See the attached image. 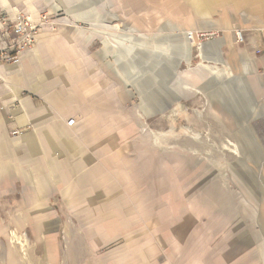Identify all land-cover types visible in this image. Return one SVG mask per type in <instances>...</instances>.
<instances>
[{"label": "rangeland", "instance_id": "obj_1", "mask_svg": "<svg viewBox=\"0 0 264 264\" xmlns=\"http://www.w3.org/2000/svg\"><path fill=\"white\" fill-rule=\"evenodd\" d=\"M7 1L33 15L45 10L75 16L69 9L62 10L63 0ZM176 1L165 2V10H159L164 0H82L71 4L85 2L87 10L96 6L101 17L114 13L124 22L129 20L135 24L119 27L118 47L113 49L112 60L114 67L118 66L120 83L124 80L132 90L127 110L123 111L133 121L119 123L103 144L104 151L114 161L108 172V185L110 190L117 191L111 193L145 195L151 202L149 215L145 213L141 226L126 241L150 245V258L156 264H264L261 205L264 203V160L254 149L250 156L239 157L231 152L229 145V142L236 143L229 126L240 123L245 127L247 109L237 107L227 92L223 95L217 91L219 97L231 99L232 115L225 116L217 110L221 107L214 108L206 95L186 89L213 83L210 76L214 70L241 73L242 58L246 55L255 65L256 73L245 79L246 84L241 81L239 91L244 104L248 105L252 98L261 103L264 46L251 49L247 36L244 43L237 42L234 28L238 27L243 10L236 13L229 10L232 30L228 31L222 10H213L206 17L218 25L205 27L202 23L206 18L185 10L183 2V9L176 14ZM198 28H201L199 37L187 62L183 57L185 32ZM247 33L249 37L253 31ZM104 34L103 29V43ZM221 39H224L220 46L222 62L216 61L213 53L202 57L203 42ZM172 59L182 60L176 71L170 65ZM136 73L142 76L134 80ZM249 123L251 131L244 129L245 132H253L264 150V110L259 108L258 116ZM141 126L145 127V135L141 134ZM122 129L128 132L126 137L121 136ZM194 150L199 154L193 155ZM127 161H134L135 172L132 168L124 169ZM134 177V182H124ZM139 178L142 182H138ZM7 188L10 192L0 199V224L6 228V233L0 234V244L15 247L22 260L32 264L29 253L35 240L28 229L19 230L14 225L15 216L21 211L15 206L13 185ZM51 204L60 218L58 238L63 256L75 234H82V230L75 212L60 197L52 198ZM118 242L125 239H117L103 249H110Z\"/></svg>", "mask_w": 264, "mask_h": 264}, {"label": "crops", "instance_id": "obj_2", "mask_svg": "<svg viewBox=\"0 0 264 264\" xmlns=\"http://www.w3.org/2000/svg\"><path fill=\"white\" fill-rule=\"evenodd\" d=\"M80 1L63 0L62 10L69 9L75 16L55 14L60 22L56 30H42L36 47L23 52L18 63L0 64V199L7 196L11 190L7 187L13 185L15 206L21 211L15 216L14 225L19 230L28 229L35 240L29 253L32 264H154L150 245L126 241V237L141 226L145 213L149 215L150 199L145 195L111 193L117 191L110 190L108 185V172L114 161L103 148L104 140L110 138L114 127L133 121L132 116L123 111L127 110L132 90L124 80L120 83L118 66L114 67L112 60L113 49L118 47L119 27L135 24L129 20L124 22L114 13L101 17L96 6L87 10L85 2L71 6ZM169 1L160 3L159 10H165V2ZM181 2L185 10L205 18L213 10H222L228 31L232 30L229 10L235 13L243 10L245 13L240 14V23L234 29L244 31L251 49L264 46V0H177L176 14L183 9ZM0 3L6 4L0 5L2 8L15 5H9L7 0ZM16 6L28 13L24 7ZM45 12L42 10L40 14ZM202 24L206 27L217 23L206 18ZM82 25L87 28L80 27ZM199 29L185 32L183 57L187 62L198 40ZM248 31H253L252 36L248 37ZM223 40L203 42L202 57L213 53L216 61L222 62ZM181 62L180 59L170 61L173 71ZM262 63L264 65V58ZM255 73V65L244 55L241 73L214 70L210 76L213 83L186 89L193 94L206 95L214 108L221 107L217 110L225 116L232 115L231 99L237 107L247 109L245 127L240 123L228 126L243 156H250L254 149L264 160L263 147L255 134L245 132L251 131L249 121L258 116L259 108L264 110L262 102L252 98L246 105L239 91L241 81L246 84L245 79ZM139 76L142 74L136 73L132 78ZM217 91H222L223 95L227 92L231 99L219 97ZM73 118L75 122L69 126L68 121ZM144 126H141V134L145 135ZM15 131L19 133L14 134ZM120 134L126 137L128 132L122 129ZM192 153L199 154L196 150ZM127 165L125 170L132 168L135 172L134 161H127ZM134 180L135 177L124 182ZM138 182L142 180L139 178ZM56 196L75 212L82 230V234H75L63 256L58 238L60 218L51 204ZM261 205L264 210V203ZM5 230L0 224V234L6 233ZM121 238L125 242L103 249ZM0 264L27 263L15 247L3 243L0 244Z\"/></svg>", "mask_w": 264, "mask_h": 264}, {"label": "built area", "instance_id": "obj_3", "mask_svg": "<svg viewBox=\"0 0 264 264\" xmlns=\"http://www.w3.org/2000/svg\"><path fill=\"white\" fill-rule=\"evenodd\" d=\"M59 25L55 14L50 12L33 15L23 12L16 5L9 8L0 7V64L18 63L23 52L36 47L37 37L42 30L45 28L56 30ZM234 32L237 42L244 43V31L236 29ZM261 102L264 108V97ZM74 122L73 118L68 121V125L72 126ZM13 133L18 134L19 131Z\"/></svg>", "mask_w": 264, "mask_h": 264}, {"label": "bare ground", "instance_id": "obj_4", "mask_svg": "<svg viewBox=\"0 0 264 264\" xmlns=\"http://www.w3.org/2000/svg\"><path fill=\"white\" fill-rule=\"evenodd\" d=\"M203 44V43H202ZM229 145L232 146V150L231 152L236 154L237 156L241 157V152H240V149H239V146L238 144L236 143H230L229 142ZM16 233V232H15ZM13 236H15L14 232H13ZM13 243H14V238L12 239ZM20 241V240H18ZM21 242V241H20ZM28 245V244H27ZM26 247V246H25ZM22 248V247H21Z\"/></svg>", "mask_w": 264, "mask_h": 264}]
</instances>
